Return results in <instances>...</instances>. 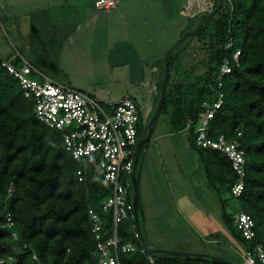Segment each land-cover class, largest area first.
<instances>
[{
  "label": "trees",
  "instance_id": "1",
  "mask_svg": "<svg viewBox=\"0 0 264 264\" xmlns=\"http://www.w3.org/2000/svg\"><path fill=\"white\" fill-rule=\"evenodd\" d=\"M219 2L213 0L214 9ZM216 16L214 33L209 36L202 27L195 37L196 52L204 54L200 59L204 72L193 82L173 79L181 50L178 47L173 53L161 113L171 111L172 133H189V144L199 155L207 187L217 196L221 220L229 233L246 249L257 244L264 248V0H223ZM13 55H0V264H36L34 256L40 264H98L100 254L89 210L100 215L104 232L111 229L112 217L103 215L101 207L112 196V187L98 172V156L74 160L61 135L37 120L33 102L24 97L18 80L2 66ZM225 61L231 72L220 80ZM160 63L164 65V61ZM15 64L22 66L19 57ZM164 78L163 68L156 87L157 102ZM219 100L222 105L210 121L208 138L224 136L238 141L245 151V188L236 198L231 189L240 179L231 161L196 142L195 131L206 116L207 106ZM150 118L144 120L141 116L137 147L147 135ZM225 188L237 211L254 220L256 236L252 242L237 229L236 213L228 211V201L223 197ZM133 196L132 187L131 203ZM8 215L14 222L12 227L7 226ZM144 216L140 198V222ZM134 225V221L124 222L119 227L122 244L131 242L137 248L132 253L120 251L121 264H151L149 255L141 252L143 246L135 238ZM150 256L154 264H216L166 254Z\"/></svg>",
  "mask_w": 264,
  "mask_h": 264
},
{
  "label": "rangeland",
  "instance_id": "2",
  "mask_svg": "<svg viewBox=\"0 0 264 264\" xmlns=\"http://www.w3.org/2000/svg\"><path fill=\"white\" fill-rule=\"evenodd\" d=\"M96 1L0 0V55L21 52L44 76L99 100L132 96L144 120H151L159 104L160 70L165 66L160 62L155 68L144 66L143 81L132 82L128 65L109 62L111 51L128 43L140 58L163 56L196 26L200 16L191 15L212 13L208 4L213 0H114L109 10L98 9ZM35 9L42 12L34 21ZM213 17L202 25L209 36L216 27ZM195 37L179 46L175 81L188 84L204 72L200 62L204 54L196 52ZM170 113L160 114L136 172L145 215L143 236L152 248L242 264L247 249L223 224L217 196L207 187L189 133L171 132ZM223 197L228 211L237 213L226 188Z\"/></svg>",
  "mask_w": 264,
  "mask_h": 264
},
{
  "label": "built area",
  "instance_id": "3",
  "mask_svg": "<svg viewBox=\"0 0 264 264\" xmlns=\"http://www.w3.org/2000/svg\"><path fill=\"white\" fill-rule=\"evenodd\" d=\"M115 4L114 0L96 1L98 9L109 10ZM213 6L212 3L208 4L211 10ZM239 54V51L234 54L235 60L238 59ZM18 57L22 61L21 67L15 64ZM2 66L18 80L24 97L33 102L37 120L61 135L67 151L74 160L81 162L86 157H99L98 172L113 190L112 196L102 203L101 213L112 217L113 226L104 232L100 215L93 209L89 210L93 234L100 254L98 264H121L120 251L132 253L137 250L131 242L122 244L119 227L124 222L135 223L130 195L139 141L141 120L139 104L132 96L116 101L99 100L79 89L60 85L44 76L33 64L18 54L4 60ZM220 71V80L231 72L228 61L224 62ZM221 105L222 100L213 106L204 104L207 106V112L195 131L196 142L202 148L224 154L231 161L240 179L231 189V195L236 198L242 195L245 188V151L238 141H229L224 136H220L217 140L208 138L210 121ZM78 174L82 176L81 172ZM13 225L12 217L8 215L7 226ZM235 225L247 241L254 240L255 222L249 215L237 212ZM134 229H136L135 238L140 240L136 224ZM13 236L17 239L16 234ZM141 252L147 254L144 247ZM34 259L37 261L36 264H40L37 256H34ZM149 259L151 264H154L150 255ZM242 259L244 264H264L263 246L257 244L247 249Z\"/></svg>",
  "mask_w": 264,
  "mask_h": 264
},
{
  "label": "water",
  "instance_id": "4",
  "mask_svg": "<svg viewBox=\"0 0 264 264\" xmlns=\"http://www.w3.org/2000/svg\"><path fill=\"white\" fill-rule=\"evenodd\" d=\"M223 0H220L219 5L212 13L209 15L202 14L200 15L196 26L188 33L183 34V36L180 38L179 41H177L166 53L165 55L157 58H150V57H145V58H140L139 55L137 54L136 50L133 48L131 44H123L120 45L116 48H114L109 57L108 60L109 62L114 65V66H124L128 65L130 69V77L132 82H142L143 81V76H144V66L153 68L154 65L157 62L164 61V66H165V78H164V83L162 87V93H161V99L159 101V104L156 107L155 114L152 117V119L149 121L145 132H147V135L145 138L140 142V145L137 150L136 154V163H135V172L132 178L133 182V209H134V216H135V224L137 231L140 235V241L144 249H146L147 254L152 255V254H166L170 255L172 257H180V258H195L196 260H209L213 263H221V264H235L232 261H227L225 259L213 257L210 255H202V254H194V253H186V252H179V251H173V250H165V249H153L150 248L143 236L142 229H141V222H140V194H139V185H138V180L136 177V170L138 168V163L140 156L142 155L145 147L149 143L152 134H153V126L157 122L163 108L164 100H165V95H166V89H167V83L169 79V64L171 57L173 53L178 49V47L187 39L193 38L194 36L197 35L199 30L202 28L203 22L207 18L213 17L215 14L219 12V10L222 7Z\"/></svg>",
  "mask_w": 264,
  "mask_h": 264
},
{
  "label": "crops",
  "instance_id": "5",
  "mask_svg": "<svg viewBox=\"0 0 264 264\" xmlns=\"http://www.w3.org/2000/svg\"><path fill=\"white\" fill-rule=\"evenodd\" d=\"M42 11L41 10H38V12H37V10L35 9L34 11H33V14H32V16H34V21L37 19V17H35V16H39V14L41 13ZM194 17V15H191V17ZM33 25H35V22H34V24H32V26H31V28L33 29ZM11 52H9V53H4V56H7V55H9ZM16 54V53H15ZM20 54H21V52H20ZM19 54V55H20ZM22 55V57H23V54H21ZM23 58H25L27 61H29L30 59L29 58H27L25 55H24V57ZM29 59V60H28ZM31 64H33V62H31V61H29ZM34 65V64H33ZM35 66V65H34ZM36 67V66H35ZM37 68V67H36ZM38 69V68H37ZM39 70V69H38ZM40 71V70H39ZM41 72V71H40ZM72 87V86H71ZM74 88V87H73ZM141 159V158H140ZM140 161V160H139ZM138 165H139V163H138ZM145 238V237H144ZM145 240H146V238H145ZM146 242H147V240H146ZM148 243V242H147ZM199 253V252H198ZM201 253H203V252H201Z\"/></svg>",
  "mask_w": 264,
  "mask_h": 264
},
{
  "label": "flooded vegetation",
  "instance_id": "6",
  "mask_svg": "<svg viewBox=\"0 0 264 264\" xmlns=\"http://www.w3.org/2000/svg\"><path fill=\"white\" fill-rule=\"evenodd\" d=\"M212 10L214 11V8H212ZM211 10V11H212ZM202 14V13H201ZM203 14H205V15H209V13H203ZM208 19V18H207ZM206 21V20H205ZM139 185V184H138Z\"/></svg>",
  "mask_w": 264,
  "mask_h": 264
},
{
  "label": "bare ground",
  "instance_id": "7",
  "mask_svg": "<svg viewBox=\"0 0 264 264\" xmlns=\"http://www.w3.org/2000/svg\"><path fill=\"white\" fill-rule=\"evenodd\" d=\"M162 64V63H161ZM161 71V70H160ZM163 74V73H162ZM160 79H161V77H160ZM159 97H157V99H158Z\"/></svg>",
  "mask_w": 264,
  "mask_h": 264
},
{
  "label": "clouds",
  "instance_id": "8",
  "mask_svg": "<svg viewBox=\"0 0 264 264\" xmlns=\"http://www.w3.org/2000/svg\"><path fill=\"white\" fill-rule=\"evenodd\" d=\"M214 7V6H213ZM213 11V10H212ZM195 16V15H194ZM151 248V247H150Z\"/></svg>",
  "mask_w": 264,
  "mask_h": 264
}]
</instances>
